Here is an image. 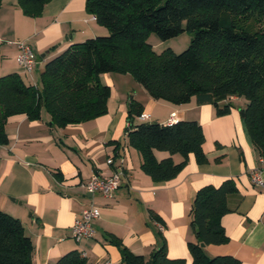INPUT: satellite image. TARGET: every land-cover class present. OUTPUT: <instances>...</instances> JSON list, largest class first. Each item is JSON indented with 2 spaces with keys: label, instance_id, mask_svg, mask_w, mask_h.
Segmentation results:
<instances>
[{
  "label": "crops",
  "instance_id": "obj_1",
  "mask_svg": "<svg viewBox=\"0 0 264 264\" xmlns=\"http://www.w3.org/2000/svg\"><path fill=\"white\" fill-rule=\"evenodd\" d=\"M85 0H51L37 17L22 13L16 0L0 6V76L16 73L27 85L40 87L44 65L75 43L105 35ZM25 42L36 57L34 71L16 63L17 42ZM99 83L110 88L104 115L80 124L58 127L42 110L40 118L9 117L7 144L0 145V211L18 219L32 243V264H55L78 251L86 264H123L116 238L130 252L148 258L165 246L169 259L191 264L189 243L198 239L190 225L195 193L204 186L232 180L238 193L228 197L229 212L220 222L227 241L203 245L207 257L231 256L240 264H264V185L254 186L250 173L261 168L243 120L246 101L229 97L227 115L215 116L211 104L196 98L182 105L152 99L130 74H101ZM132 98L147 119L132 125L196 121L204 135V163L190 155L176 177L154 182L140 169L141 156L128 145V104ZM160 161L167 152L153 151ZM172 160L178 163L179 155ZM112 163H108V161ZM121 170L120 185L110 197L89 194L81 186L92 173L107 177ZM264 181V170L262 173ZM94 206L100 217L93 222L94 236L76 241L71 227L81 212ZM160 219L162 230L156 226Z\"/></svg>",
  "mask_w": 264,
  "mask_h": 264
},
{
  "label": "trees",
  "instance_id": "obj_2",
  "mask_svg": "<svg viewBox=\"0 0 264 264\" xmlns=\"http://www.w3.org/2000/svg\"><path fill=\"white\" fill-rule=\"evenodd\" d=\"M49 1L16 0L32 18ZM84 8L108 35L75 43L49 60L39 88L25 84L16 73L0 76V145L8 142L4 128L12 116L37 121L45 110L62 128L100 118L107 111L110 88L99 83V76L111 72L130 74L154 100L182 105L194 97L198 104H211L218 117L230 112V103H224L229 97L244 98L246 131L264 159V0H85ZM183 31L192 38L179 54L170 48L156 54L147 43L150 33L165 41ZM127 107L130 121L143 111L132 98ZM130 123L125 131L128 145L138 151L140 169L152 181L176 177L190 155L197 163L205 162L198 122ZM154 150L170 157L158 161ZM173 155L181 160L175 163ZM237 193L232 180L195 193L190 225L199 241L188 244L191 264H240L231 256L209 258L200 245L227 241L220 220L230 211L228 197ZM154 220L160 221L155 215ZM110 243L120 249L123 264H186L184 259H169L164 244L146 258L116 238ZM32 248L20 221L0 211V264H32ZM55 264L86 262L71 251Z\"/></svg>",
  "mask_w": 264,
  "mask_h": 264
},
{
  "label": "built area",
  "instance_id": "obj_3",
  "mask_svg": "<svg viewBox=\"0 0 264 264\" xmlns=\"http://www.w3.org/2000/svg\"><path fill=\"white\" fill-rule=\"evenodd\" d=\"M17 55L16 63L24 71L23 73L31 74L34 71L36 64V57L25 42H17ZM148 116L144 113L139 115V119H147ZM172 123V122H171ZM129 127V125H127ZM112 163V161H108ZM259 163L261 168H257L250 173V181L254 186L261 187L264 185L263 181V170H264V159L260 158ZM121 170H117L112 175L104 177L97 173H92L90 177L81 183V186L89 194L100 193L103 197H110L114 191H116L120 185ZM100 217L99 211L94 206H89L84 209L79 217L74 220L71 227V236L76 241L82 239H90L94 236L93 222ZM159 230H162V225L160 223H155Z\"/></svg>",
  "mask_w": 264,
  "mask_h": 264
},
{
  "label": "rangeland",
  "instance_id": "obj_4",
  "mask_svg": "<svg viewBox=\"0 0 264 264\" xmlns=\"http://www.w3.org/2000/svg\"><path fill=\"white\" fill-rule=\"evenodd\" d=\"M106 35H108L107 29L105 35L99 36ZM191 38L192 35L189 32L183 31L175 38L162 41L157 37L155 33H150L147 38V43L151 45L153 52L156 54H160L167 48H170L174 53L179 54L188 47Z\"/></svg>",
  "mask_w": 264,
  "mask_h": 264
},
{
  "label": "water",
  "instance_id": "obj_5",
  "mask_svg": "<svg viewBox=\"0 0 264 264\" xmlns=\"http://www.w3.org/2000/svg\"><path fill=\"white\" fill-rule=\"evenodd\" d=\"M199 241V240H198ZM201 246H203V244H200Z\"/></svg>",
  "mask_w": 264,
  "mask_h": 264
}]
</instances>
